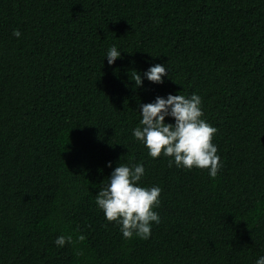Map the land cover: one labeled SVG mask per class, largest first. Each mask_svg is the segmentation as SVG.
<instances>
[{
	"label": "trees",
	"instance_id": "obj_1",
	"mask_svg": "<svg viewBox=\"0 0 264 264\" xmlns=\"http://www.w3.org/2000/svg\"><path fill=\"white\" fill-rule=\"evenodd\" d=\"M113 45L121 57L109 66ZM157 63L164 82L137 88L135 74ZM168 93L202 98L223 165L214 179L149 157L132 136L139 104ZM136 163L141 186L161 188L147 240L124 239L95 204L111 171ZM61 235L71 242L58 247ZM260 255L264 0H0V264H255Z\"/></svg>",
	"mask_w": 264,
	"mask_h": 264
},
{
	"label": "clouds",
	"instance_id": "obj_2",
	"mask_svg": "<svg viewBox=\"0 0 264 264\" xmlns=\"http://www.w3.org/2000/svg\"><path fill=\"white\" fill-rule=\"evenodd\" d=\"M12 35L20 38L21 32L13 29ZM120 57L121 51L115 45L105 53L109 66ZM167 75L165 65L157 63L142 74L137 72L132 80L139 88L143 87L145 79L162 84ZM137 112L139 124L132 129V136L145 147L149 157H167L169 167L174 164L178 169H206L210 178L217 176L223 166L217 146L212 142L217 129L202 119V98L198 94L156 96L152 102L140 103ZM166 117L173 122H166ZM107 166L111 168L112 162ZM144 175L142 163L118 164L95 195L97 208L103 212L106 221L119 225L124 239L138 237L147 240L153 223H160L159 214L154 209L159 205L161 188L158 185L141 186L139 182ZM66 240L71 242V236H58L54 243L62 247ZM255 264H264V255L258 256Z\"/></svg>",
	"mask_w": 264,
	"mask_h": 264
}]
</instances>
